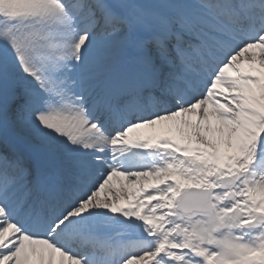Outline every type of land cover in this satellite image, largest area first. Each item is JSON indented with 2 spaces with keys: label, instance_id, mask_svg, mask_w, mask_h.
Listing matches in <instances>:
<instances>
[{
  "label": "snow or ice",
  "instance_id": "snow-or-ice-1",
  "mask_svg": "<svg viewBox=\"0 0 264 264\" xmlns=\"http://www.w3.org/2000/svg\"><path fill=\"white\" fill-rule=\"evenodd\" d=\"M0 264H264V0H0Z\"/></svg>",
  "mask_w": 264,
  "mask_h": 264
}]
</instances>
